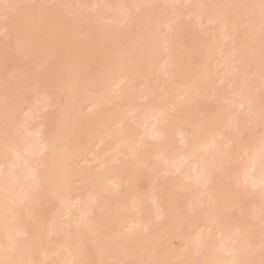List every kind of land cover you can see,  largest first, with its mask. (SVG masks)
<instances>
[{"label": "bare ground", "instance_id": "1", "mask_svg": "<svg viewBox=\"0 0 264 264\" xmlns=\"http://www.w3.org/2000/svg\"><path fill=\"white\" fill-rule=\"evenodd\" d=\"M2 1L0 17L17 29L18 45L0 47V61L16 62L21 53L29 61L23 65L22 74L10 77L6 97L0 96L4 98L0 102V264H86L90 255L99 256L106 247L99 241L100 226L94 219L99 217H92L95 203L110 211L111 236L121 232L124 255L131 254L127 245L138 233H149L152 223L164 220L162 232L174 248L172 259L179 264H264V0H163L161 3L168 6L167 11H173V16L153 6L133 20L141 34L133 40L132 52L139 51L142 60L135 61L131 54L127 61L106 64L95 61L93 41L97 37L88 34L86 44L78 38L75 51L57 47L52 50L56 45L51 44L52 51L43 57L28 26L27 6L23 12L27 0ZM74 1L64 0L63 6L55 10L59 18L65 14L64 21L60 18L59 22H64L60 25L62 35L68 32L70 37L79 36V28H87L93 19L92 25L102 35L97 45L104 46L102 50L112 46L111 53L107 51L109 56L115 54V46L131 29L104 32L101 22L121 23L141 12L139 1L135 11L136 0H118L114 5L109 0L105 6L108 0H78L77 8ZM104 7L112 10L109 14L113 16L103 17L97 12L105 11ZM123 7L127 10H121ZM175 20L181 21L182 28H190V36L198 37L191 48L198 62L183 57L181 52L187 48L184 42L174 46L164 36L166 30L175 28ZM8 25H0V31L7 30ZM161 54L167 65L164 69L156 65ZM230 58L237 63L233 70ZM93 62L97 70L87 76ZM152 69L162 76L174 72L179 84L165 85L163 93L169 99L144 109L142 104L128 105L129 115L123 116L119 105L123 82H145ZM224 69H228L227 74H223ZM249 69L254 76L259 75L258 80H252L254 83L250 79L248 82ZM83 77L87 81L84 87ZM26 79L33 83L30 89L24 87H29ZM219 83L228 90L222 97L228 101L225 106L215 103ZM53 86L66 96L63 113L54 132L48 135L44 124L38 122L37 110L41 101L47 107L53 104L49 91ZM14 88L21 95L13 92ZM84 89H90L89 93ZM30 91L32 102L27 97ZM146 96L147 91L138 94L141 99ZM208 103L216 105L214 111H208L212 114L209 120H195L186 111V107ZM99 105L107 109L95 111ZM86 107L90 110L83 114ZM193 121L196 124L191 130ZM120 122L126 129L112 131V126ZM257 128L261 130L258 136ZM245 137L250 141H244ZM98 144H104L101 152L107 155L101 154L102 160L96 161L102 171L94 173L82 167L77 173L74 161L86 163L89 148ZM106 149L110 153H105ZM119 155L128 157V163H122L118 171L107 172L106 163L118 161ZM96 159L99 157L89 161ZM132 167L138 176L144 173L154 184L146 195L136 193L132 186L131 194L125 191L119 196L123 172ZM167 177L174 178L167 183L160 181ZM71 182L84 184L89 197L76 194ZM41 193L56 201L54 213L45 214L44 209L31 206L44 198L43 194L41 199L36 198ZM72 226L73 230H69ZM185 226L202 230L186 235ZM49 238L52 239L48 241ZM140 244L144 257L155 261L153 264H164L169 259L157 261L149 243Z\"/></svg>", "mask_w": 264, "mask_h": 264}, {"label": "rangeland", "instance_id": "2", "mask_svg": "<svg viewBox=\"0 0 264 264\" xmlns=\"http://www.w3.org/2000/svg\"><path fill=\"white\" fill-rule=\"evenodd\" d=\"M24 1H26V0H24ZM63 1L64 0H27V2H26L27 5H24L23 6V12H24L25 6H27L26 7L27 10H25V11H28V14H27L28 15V19H29L28 26L30 25L29 26L30 27V30H32V34L30 32L29 33L32 36L34 35L35 37L34 36L33 37L37 39V41H35V42H37V44L36 43L35 44L37 46L39 45V47H40V49H39L40 50V55H42L43 57L50 50L49 45H51V44H55L56 45L55 47L53 46V48H51L52 50L57 47L56 48L57 50H58V48H59V50L65 48V49H67L69 51H75L77 49V47L74 44L76 42H78L77 41L78 38H80L83 41L85 40L84 43L86 44V35L88 34V35H91V36H94V37L96 36L97 37V38H95V41H93V44L95 43L94 44L95 45L94 50L97 52V53L95 52V54H96L95 55V61L96 62L103 63V64H106V63H108L110 61H112V62H116V61L123 62L125 60L127 61L128 57L131 54L132 55L134 54L135 55L134 60L139 62V61L142 60L139 57V55L137 54V52L139 53V51L132 52V46H131L132 43H133V40L137 39V37H139V33H140V31L138 32V28L135 27V24H134L133 20L135 18H138L139 19V17L142 16L143 11L146 10V12H147V10H149L153 6H155L153 8H156V9L157 8H160V10L163 9V11L165 10L167 12L166 14H168V17L173 16L172 15L173 14V11H171V10L167 11L168 6H164V3H161V1H163V0H159V1L158 0H136L135 1L136 5L133 4V5H135V11H136V7L139 5V2H141L140 3L141 7L139 8V6H140L139 5L138 8L140 9V11L142 13L141 12H138V13L135 12L136 13L135 16H133V14H131V16L126 21L121 22V23H118V22L115 23L114 22L113 24H111L112 22H110L109 20H107L108 22L107 21H102L101 23H103V29H104L103 31L104 32L110 31V30H118V29H131L128 32V34H126V35H124V36L121 37L119 43L115 46V54H114L115 56L114 55L109 56V52L111 53V51H109V50L112 48V46H111V48L109 47L110 48L109 49V48H107L109 46L108 45L106 47L107 50L106 49L105 50L103 49L104 50L103 51L101 48L102 47L104 48V46H101L100 47V46L97 45L98 42L100 41V36H102V35L99 33L100 30L97 31L96 28H98V27H96V25L95 26L92 25V21H93L92 17H91L92 21L90 22V25L88 24L89 26L88 27L86 26L88 29L85 28V27L79 28V29L82 30V33L79 36H76V37H73L72 36V37H70V36L67 35L68 32L66 34L63 33L64 35H62L61 29H60V25H62L61 23H63V25H64V22H61L60 25H59V22L61 20L64 21V18L63 17H64L65 14H63V16H60V18H63V19L60 20V18L58 16H55V13H56L55 10L59 6L61 7V4H62ZM75 1H74V6H75V8H77L78 7V5H77L78 4L77 3L78 0L76 2ZM110 1H112V0H110ZM91 2H92V0H91ZM104 2L105 3H103V2L102 3L105 6L106 3H109V0L107 2L106 1H104ZM113 2L116 4L118 2V0L117 1L116 0H113L110 3L113 4ZM0 3H3V1L1 2V0H0ZM137 3H138V5H137ZM122 4L120 5V7L123 6ZM102 5H100V6L102 7ZM129 5L131 6V4H128V6ZM133 5H132V9H133ZM1 6H2V4H1ZM62 6H63V4H62ZM128 6L125 5V7H127V9H128ZM156 6H158V7H156ZM125 7H123L121 10H123V11L127 10V9H125ZM164 7H165V9H164ZM104 8L106 9L107 7H104ZM12 11L14 13V10H12ZM105 11H107L106 12L107 14H105ZM105 11L104 10L103 11H100L98 9L97 12L100 13V15L102 14L103 17H105L106 15H108L109 13H111L112 10L106 9ZM137 11H139V10H137ZM79 12L77 11L76 13H79ZM118 13H120V12H118ZM112 14H109V15L111 16ZM93 15H94V13H93ZM23 16H25V15H23ZM20 17H22V16H20ZM118 17H120V15ZM66 18H68V16H66ZM12 19H14V18H12ZM117 19H119V18H117ZM26 20H27V18H26ZM163 20H165V19H162V21ZM18 21H20V20H18ZM101 23H98L99 27H102L101 26L102 25ZM173 23L175 25V28H173L171 30L170 29L169 30H166V33L164 34V36L166 37V35H167L168 40L172 44H174V46L177 43L179 44V42H184L187 45V48L186 49L182 48V49L186 50L184 53L181 52V54L183 55V57L185 55L186 57H189V58L191 57L193 63L194 62H198L197 60H198L199 57H196L195 54H194V51L191 50L192 44H195V40L198 39V37L197 36H194V35L193 36L192 35L190 36L189 35V33H190L189 29L190 28H182L180 26L181 25V21L175 20ZM4 24L5 25H8V20L6 18H1L0 17V25H4ZM7 27H8L7 30H5L4 32H1L0 31V47H5V46L9 45L10 48H15L18 45V41H17L18 31H17V29L15 27H10L9 25ZM199 31H200V29H199ZM29 33H28V35H29ZM69 34H70V32H69ZM31 35H29V36H31ZM195 35H199V34L196 33ZM33 37H32V39H34ZM89 39H90V37H89ZM91 39H92V37H91ZM79 43L77 45H79ZM85 44H84V46H85ZM89 44L87 42V45H89ZM109 44H111V43H109ZM85 48H87V47H85ZM52 50H50V51H52ZM107 51H109V52H107ZM178 52H180V50H178ZM70 53H72V52H70ZM20 55H23V54L21 53ZM20 55H19L18 61H16V62H11L9 59H7V60L3 59V60L0 61V96L4 95V97H6L7 90H8V85H9V81H10V77H12L14 74H22L24 72L23 65L28 64L27 63V61H29L28 58L27 57H24V55L23 56H20ZM177 55H179V54H177ZM164 61H165L164 60V55L161 54L160 57H159V60L156 63V65H158L160 67H163V69H164V68L167 67V65L165 66ZM228 62L230 64L229 66L232 68V70L235 68L234 66L237 65V63L235 61H233V58H230L228 60ZM45 65H47V63ZM34 67L35 66H33V68ZM97 67L98 66L96 65V63H94V66L92 65V67L90 68V72L88 73L87 76H90L89 74H91V72L96 71L97 70ZM193 67H195L194 64H193ZM13 68H15V70H13ZM211 69H214V68L211 67ZM41 71H43V69ZM251 71H252V69H249V70L246 71L247 72L248 82H249V79L252 82V80H256L258 78V76H259V75L257 77H256V75L254 76L253 75V72H251ZM227 72H228V69L227 70H225V69L223 70V74H227ZM41 74H43V72H41ZM92 74H95V73H92ZM237 74H238V77L239 78L242 75V73H240V72L237 73ZM64 75H66V74H64ZM87 76H86V79H87ZM86 79L84 78V83H83L84 85H83V87L85 86ZM26 81H27L26 84L29 85V87H27V86H24V87L30 89V87L33 85V83L29 79H26ZM179 82H180V79H179V77L174 72H169L168 75L162 76V74H158L157 72H155L154 69H152L151 72L147 75V79H146L145 82H142L140 80H134V81L129 82V83L123 82L122 89L120 91V93L122 95L121 96L122 97L121 98L122 100H121V104H119L121 106V109H122L121 111L123 112L122 113L123 116L128 117V115H129V114H127V108H128L127 106L128 105L133 106V105H136V104H142V109H144V108H146L148 106H154V105H156L157 102L160 101V100L169 99V97L166 94L163 93V89H164L165 85H169L170 84L173 87H176L179 84ZM86 83H87V81H86ZM252 83H254V82H252ZM54 86H56V85H54ZM54 86L52 88H49V91L53 95L52 96V99H51V101H52L53 104L51 106L47 107L46 106L47 104L44 101H41V102L38 103V110H37V111H39V120H38V122L44 124L43 130H45V133H47L48 135H51L52 132H54L53 129H55V128H53V127H54V125L56 126V121H57L58 117L61 115L60 113H61V111L63 109L64 102H65V96H66V93L65 92H64L65 94L60 93L57 90L58 88L56 87L57 88L56 89ZM16 87H18V86H15V88ZM24 87H23V89H24ZM89 87H87V88H89ZM14 89H13V92L14 91H17L18 94L21 95V92H20L19 89H17V90L16 89L14 90ZM33 89H34V87H33ZM33 89H32V91H33ZM85 89H84V91H87L89 93L90 89L89 90L88 89L85 90ZM21 91H24V90H22V88H21ZM143 91H147V96H146L145 99H141V98L138 97V94L139 93H143ZM217 91H219V94H218V97H216V102H215L216 105L217 106H225V105H227L228 104V101H225L222 98L223 95L228 92L225 84L219 83L217 85ZM251 92L253 94L257 95L254 89H251ZM22 93H24V92H22ZM118 93L116 95H118ZM30 94H31V91H30L29 95H27V97H28V101L29 102L30 101L32 102L34 99H33V97H31L32 95H30ZM22 95H24V94H22ZM12 96H14L13 93H12ZM17 96L15 94V97H17ZM24 96H26V94ZM207 97L209 98L208 95H207ZM2 100L0 98V102ZM216 105H212V104H209L208 103L205 106L201 105V106H197L196 108H194V107L187 108L186 107V111L189 112V113H191L194 116V119L196 118L195 120H198L200 118H204L205 120H209V119H211L212 114L211 113L208 114V111H209V109H213V111H214ZM103 107L106 108V105L105 106L104 105L103 106L102 105L97 106L96 109H95V111H97L98 109H100V112H101V109ZM211 107H213V108H211ZM86 109L87 110H85V108H84L83 114L84 113H88L89 110H90V108H87V107H86ZM204 110H206V111H204ZM62 113H63V111H62ZM92 121L93 120H91V123H93ZM123 123L120 122L117 125L112 126L111 130L112 131H117V130H120L121 128H124V127L126 129V126H124ZM131 123H129V124H131ZM195 124H196L195 121H193V123L190 126V129L191 130L195 128ZM82 128H83V126H82ZM84 128H86V126ZM122 130H124V129H122ZM126 131L127 130H125V132ZM260 131H261L260 128H257L256 136H258L260 134ZM116 136L118 137L117 134H116ZM126 137L124 135V138L125 139H126ZM128 138L125 141V143L128 141ZM243 140L244 141H247V142L250 141V139L248 137H245ZM147 142H150V140L147 141ZM145 143H146V141H145ZM103 145L102 144H100V145L98 144L97 146H93V147L89 148L88 151H91V153L90 152H87V156L89 155L87 157L88 158V161L87 162H89V163L82 162L81 164H79L78 162H75L74 161V163H77V164H74L72 162L75 165L76 170L77 169L81 170L82 167L83 168L86 167V169H89L90 171L93 170L94 173H95V171H96V173H98L99 171H102V168H99L97 166V162L98 161H101L102 160L101 157L103 158V156L105 155V154L102 153L103 151L101 152V149H105V148H103L104 147ZM109 147L110 146H108L107 148L110 150ZM108 149L105 150V153H108L109 152ZM106 151H108V152H106ZM105 156H107V155H105ZM110 156H111V154H110ZM95 157H99V159L98 160L96 159L94 162H92L93 159H95ZM118 157H119V160L118 161L117 160L110 161L109 160L110 158L109 159L107 158L108 161H110V162H107L106 163L107 167L105 169H106L107 172L108 171H118L120 169L122 163H124V162H127L128 163V161H129V158L126 157V156L119 155ZM89 158L92 159L91 162L89 161ZM45 160H48V158H46ZM134 167H137V166H134ZM126 169H127V172L126 173L123 172L124 175H122V177L124 179V185L119 189L117 195L121 196V194H124L125 191H129L132 186L136 187L135 188L136 193L141 194V195H146L150 191V187L154 183H151V180L150 179L147 180L146 177L143 176L144 173L143 174H140L139 173L142 176L141 177L138 176V173H136V171H135L137 169L134 170V168H133V169H131L129 171H128V168H126ZM79 170H77L76 172L78 173ZM138 171H140V170H138ZM143 171L144 170H142V172ZM86 173H87V170H86ZM91 173L92 172H90V174ZM148 173H149V171H148ZM81 174H83V173H81ZM84 176H86L85 175V172H84ZM170 178H174V177L160 178V181L162 180V181H165L167 183V182H169V179ZM71 184H72V186L75 185L74 186V191H75L76 194H79L80 196L84 197V199L89 197V194L87 193L88 191L86 189L87 187L84 184L83 185H80V184H77V183L74 184L72 182H71ZM129 193H130V191H129ZM42 194H43L44 198L41 201H38V204L31 205V206L36 207V209L39 208V211L44 209V212L46 211L45 214L46 213H54V211L57 208L56 201H52L51 198L50 199L47 198L44 193H41L39 195V197H36V198H40L41 199ZM105 194H106V192L103 195H105ZM126 194H128V193L126 192ZM35 195H36V193H35ZM106 195H108V193ZM37 196H38V194H37ZM92 204L93 203H91V205ZM227 206H228V203H227ZM34 207H33V209H34ZM93 207H94V210H95L94 212L96 214L94 213L92 217L93 218L94 217H99L100 218V219L99 218L98 219L97 218H94V219L98 220L99 226H100V234H99L100 237H99V241L103 244V246H102L103 248L106 247V251L102 252L99 256L98 255L97 256L96 255H90V257L88 258L86 264H153L155 261H153L152 259H146L144 257V255H143V252L141 251L142 250L141 249L142 246H141L140 243L142 241H145V242H148L149 243L150 251L155 256V258H157V261H158V259H160V261H161V259L169 258V259H167L164 262V264H179L176 261H174L175 259L174 260L172 259L173 256H174V254H175L174 253V248L171 245V241H169V240L166 239L165 232H162V230H163V228H164V226L166 224V221L162 220V221H156V222L152 223L151 231L149 233H146V232H144V233H138L133 238V240L131 241V243L127 245L131 249V254L124 255V254L121 253V248H122L121 246L123 244L121 232H118L116 235L111 236L112 235L111 234L112 228H111V225L109 224V222L111 221L112 218L111 219H109V218L112 217V216L110 214V211L107 210V209L99 208V204L98 203L93 204ZM146 210L148 211V213H150V211H151V209H149L148 206H147V209ZM135 216L136 217H141V218H145L146 217V215L145 216H142L141 214H136ZM9 220H11V219L9 218ZM64 225H67V227H68V224H64ZM64 227L66 228V226H64ZM73 228H74V226H72L71 228L69 227V230H73ZM200 230H202V227H197V226L192 227V228L185 226L184 229H183V231H184V233L186 235L188 233H190V234L197 233ZM114 238H115V240L113 241ZM50 239H52V238H49L48 241H50ZM49 260H47V262H50L51 261V260L50 261ZM155 264H158V263L156 262Z\"/></svg>", "mask_w": 264, "mask_h": 264}, {"label": "snow or ice", "instance_id": "3", "mask_svg": "<svg viewBox=\"0 0 264 264\" xmlns=\"http://www.w3.org/2000/svg\"><path fill=\"white\" fill-rule=\"evenodd\" d=\"M241 264H242V262H241Z\"/></svg>", "mask_w": 264, "mask_h": 264}]
</instances>
